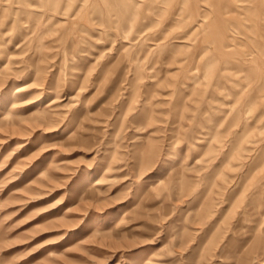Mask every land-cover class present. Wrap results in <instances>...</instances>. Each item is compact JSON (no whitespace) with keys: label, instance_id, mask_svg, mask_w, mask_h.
<instances>
[{"label":"rangeland","instance_id":"374dc122","mask_svg":"<svg viewBox=\"0 0 264 264\" xmlns=\"http://www.w3.org/2000/svg\"><path fill=\"white\" fill-rule=\"evenodd\" d=\"M263 23L264 0H0V118H25L0 125V264H264Z\"/></svg>","mask_w":264,"mask_h":264},{"label":"bare ground","instance_id":"6f19581e","mask_svg":"<svg viewBox=\"0 0 264 264\" xmlns=\"http://www.w3.org/2000/svg\"><path fill=\"white\" fill-rule=\"evenodd\" d=\"M235 1V0H234ZM247 1V0H246ZM194 2V1H193ZM238 2V1H237ZM243 2H244V0H243ZM233 3V2H232ZM239 3V2H238ZM194 4V3H193ZM250 5V4H249ZM235 6V5H234ZM199 7V6H198ZM233 7V6H232ZM248 7V6H247ZM246 8V7H245ZM248 8H250V7H248ZM244 9V8H243ZM252 9H253V7H252ZM261 9V8H260ZM187 11V10H186ZM223 13V12H222ZM250 14V13H249ZM261 15V14H260ZM222 17V16H221ZM218 18V17H217ZM223 18V17H222ZM263 19V18H262ZM89 20V19H88ZM186 20V19H185ZM251 20V19H250ZM261 22H263L262 20H260ZM203 20L202 21H200V23H198V27H200V26H202V24H203ZM225 22V21H224ZM243 22V21H242ZM252 22V21H251ZM258 22H259V20H258ZM247 23V22H246ZM239 24V23H238ZM242 24V23H241ZM248 24V23H247ZM254 24V23H253ZM264 24V23H263ZM263 24H261V25H263ZM182 25V24H181ZM233 26V25H232ZM243 26V25H242ZM241 26V27H242ZM262 28V27H261ZM261 28H258L254 33H255V36H257L256 38H257V42H259V43H261L262 44V46H263V48H264V34L262 33L263 31H261ZM206 30V29H205ZM248 30V29H247ZM246 30V28L243 30V28L242 29H236V32L237 33H241V32H243L246 36H247V38H252L251 37V33L249 34L248 32H246L247 31ZM252 30H254V29H252ZM251 29L249 30V32H251L252 31ZM253 32V31H252ZM254 33L252 34V35H254ZM227 36V35H226ZM252 41V40H251ZM255 41V40H254ZM216 42V41H215ZM257 42H256V44H257ZM134 43V42H133ZM258 43V44H259ZM257 44V45H258ZM223 45H224V43H223ZM226 46V45H225ZM260 47V46H259ZM259 47H257V48H259ZM262 48V47H261ZM264 50V49H263ZM224 51V50H223ZM251 54V53H250ZM261 55L263 54V51H262V53H260ZM6 55V54H5ZM253 55V54H252ZM7 56V55H6ZM10 58V57H9ZM12 59V58H11ZM11 59H9V60H11ZM9 63V62H8ZM7 64V63H6ZM11 66V65H10ZM9 67V66H8ZM6 68H7V66H3V67H0V80L2 79V75H5L4 73L6 72ZM233 68H231V70H232ZM250 69V68H249ZM8 70H11L10 68L8 69ZM13 70V69H12ZM251 70V69H250ZM235 71V70H234ZM248 71V70H247ZM263 71V70H262ZM249 72H251V71H249ZM260 73H261V71H259ZM224 73V72H223ZM222 73V74H223ZM228 73V72H227ZM237 73H239V71L237 72ZM9 74V73H8ZM7 75V74H6ZM236 75H239V74H236ZM236 75H235V77H236ZM242 75V74H241ZM225 76V75H224ZM229 76V75H228ZM233 76V75H232ZM260 76V75H259ZM264 77V76H263ZM6 78V77H5ZM244 81V80H243ZM32 84L33 83H27V84H23V85H20L19 87H17V90L15 91V93H14V95H13V97H12V100H13V104L14 103H16V101H17V98L19 97V96H22L24 93H25V91H27V89H30V87H32ZM34 85V84H33ZM247 86V85H246ZM245 87V86H244ZM254 88H256V87H254ZM260 95V94H259ZM262 95V94H261ZM256 96V95H255ZM256 97H260V96H256ZM258 103V102H257ZM77 104V103H76ZM12 107H14V106H12ZM10 110H12V108L10 109ZM49 112V111H48ZM11 113V111H8L6 114H5V116H3V118L1 119L0 118V125H5V126H11V125H17V124H19V123H21L23 120H25V118H23V117H21V116H19V117H16V118H13L11 115L12 114H10ZM32 116L33 115V119H36V120H38L40 117H43V118H45V119H49L50 117H51V114L50 113H47V112H45V111H41L40 109H35V110H33L30 114H29V116ZM52 118V117H51ZM51 120H53V119H51ZM49 122H50V120H49ZM98 183V182H97ZM262 185H263V187H264V181L262 182ZM152 261V260H151Z\"/></svg>","mask_w":264,"mask_h":264}]
</instances>
